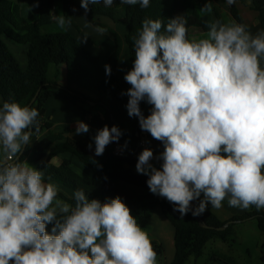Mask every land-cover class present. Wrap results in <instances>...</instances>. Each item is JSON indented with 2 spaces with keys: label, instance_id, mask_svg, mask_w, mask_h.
Listing matches in <instances>:
<instances>
[{
  "label": "clouds",
  "instance_id": "clouds-1",
  "mask_svg": "<svg viewBox=\"0 0 264 264\" xmlns=\"http://www.w3.org/2000/svg\"><path fill=\"white\" fill-rule=\"evenodd\" d=\"M99 3L81 0L80 6L86 16L89 5ZM103 3L111 7L113 0ZM120 3L150 6V0ZM212 10L210 0L199 9ZM49 18L67 31L73 17L50 12ZM186 24L184 16L167 24L145 18L132 38L135 59L124 76L131 87L122 93L127 113L164 148L155 157L162 161L159 168L152 163L153 150L143 149L136 171L148 176L151 193L165 198L181 218L189 212L199 217L209 204L219 210L225 199L230 207L255 206L259 212L264 209V31L253 35L246 24L213 20L206 22L207 38L189 40ZM94 31L107 33L100 26ZM87 38L84 33L79 43ZM104 67L110 76V65ZM142 101L153 106L148 116ZM39 115L15 101L0 107V264H157L147 232L119 196L101 202L78 189L70 204L58 198L59 187L46 183L42 170L19 159L39 131ZM89 131L77 121L75 134ZM121 136L115 125L97 130L95 156ZM193 201H199L195 207ZM53 222L50 234L46 225Z\"/></svg>",
  "mask_w": 264,
  "mask_h": 264
},
{
  "label": "trees",
  "instance_id": "trees-1",
  "mask_svg": "<svg viewBox=\"0 0 264 264\" xmlns=\"http://www.w3.org/2000/svg\"><path fill=\"white\" fill-rule=\"evenodd\" d=\"M30 0H0V107L5 101L18 102L22 106H29L37 93L39 95L32 105L39 111V131L35 132L27 146L21 160L30 161L44 176L75 192L82 189L89 199H106L119 196L129 207L131 214L138 218L139 226L146 227L151 219L152 212L160 208L166 220L175 231V257L171 264H186L191 257L199 259L203 256L206 245L215 240L224 244L234 243L231 238L233 227L256 221L259 231L264 235V211L254 210L242 216L234 217L230 226L224 231L217 229L226 223L219 221L210 213H203L198 220L193 218L191 212L181 218L179 212L173 211V205L165 198L151 193L147 186L148 176L136 174L137 155L142 151L139 143L146 138L147 144L154 155H159L163 144L155 140L150 133L142 131L137 117H129L126 109L128 102L123 85L120 81L119 67L124 50H128L129 71L133 67L134 45L133 37L142 27L145 18L160 19L167 24L168 19L184 16L187 20V38L194 30L207 34L209 18L201 13L193 0H150V6L142 9L139 5L121 4L120 0H113L111 7H105L103 0L99 4L89 5L90 10L85 16L81 8V0H36L38 9L30 17L22 16L21 5ZM61 4V14L72 16V28L83 37L84 33L73 16V9L78 8L94 27L100 26L114 39V51L108 57L106 65L111 67V75L98 77L90 67L98 66L103 57L100 44L91 38L87 43L101 49L99 56H94L86 49L76 37L67 31L44 32V27L53 25L49 13ZM231 15L238 23L245 24L235 4L230 6ZM252 10L259 14L261 31H264V0H253ZM214 11H216L214 9ZM220 19V17L218 16ZM126 29L121 35L112 26ZM221 20V19H220ZM6 40L20 46L28 47L27 65L22 66L14 53L8 47ZM56 67L54 82L49 81V68ZM131 87V86H130ZM54 97H59L73 105H86L94 103L100 109L95 116L98 130L105 125L110 128L118 126L122 132L118 142L110 143L102 156H95L87 145L77 139L71 138L75 130L64 128L52 130L51 122L46 120V103ZM146 101L140 103L145 116L150 114L151 108ZM34 131V130H33ZM43 138L33 142L41 134ZM92 141V137L90 136ZM126 147L125 146V143ZM124 150V156L114 154V148ZM61 155H71L80 164L91 172V179L86 180L76 172L70 161H63L55 166L52 161ZM157 168L162 161L152 162ZM203 195L201 196V198ZM60 198V195L58 196ZM62 198L70 203L73 199ZM199 201H195L198 204ZM200 223L208 226L203 228ZM53 223L46 225L51 234ZM157 258L165 255L164 247L156 241H151ZM211 261H223L232 264L231 259L223 255L212 254ZM264 263V254L261 258Z\"/></svg>",
  "mask_w": 264,
  "mask_h": 264
},
{
  "label": "crops",
  "instance_id": "crops-1",
  "mask_svg": "<svg viewBox=\"0 0 264 264\" xmlns=\"http://www.w3.org/2000/svg\"><path fill=\"white\" fill-rule=\"evenodd\" d=\"M207 2H208V0H194V4L197 6L198 9H200ZM210 2L212 4V9H213L212 12L209 14L203 13L204 15H206L209 18V21L221 19L220 21L222 23H229L232 20H234L232 15H231L230 6L226 3V0H210ZM36 3H37L36 0H30V1L23 3L21 5V8L24 7V9L27 11L28 17L31 16L33 13H35L36 10L38 9V7H34V5ZM252 3H253V0H251V2H249V0H236L235 6L238 9L241 17L243 18L245 24L248 26L251 33L253 35H255L256 33L261 32V21H260L259 14L252 10ZM74 9H76V11H72L74 19L76 16H78V18H80V20L85 18L83 13L78 8H74ZM214 9L216 11H214ZM55 14L56 15L61 14L60 4L57 5V9L55 11ZM218 16L220 17V19L218 18ZM103 21L105 23H107L108 25L112 26L122 36L125 35V33H126L125 28H123L121 26L113 25L111 22H108L105 20H103ZM83 23L84 22H82V24ZM86 23H88V21L85 22V24ZM54 24H56V23L54 22ZM78 26H79V24H78ZM81 30L83 33H87L86 31H83L82 28H81ZM69 31H70V28H69ZM95 33H97V32H95ZM87 34H88L89 38L93 39L94 41H96L100 44V47L103 51V57L99 61L97 67L102 68L106 65V61H107L108 57L114 51V49H113V51H111V53H110V51H108V53L110 55L105 56V46L107 43L109 44L108 46L112 45L114 43V39L108 32L104 35L97 33V35L99 37L91 36L89 33H87ZM107 35H109L112 38L113 43L108 38ZM81 38L82 37L80 35H79V37L76 36V39L78 41H80ZM190 38L195 39V40H199V39L207 38V35L201 31L194 30V31L190 32ZM82 45L86 49H88L90 51V53H92L94 56H99V54L102 52L100 48L95 47V46H93L87 42L83 43ZM26 53L28 55V47H27ZM124 59H126L128 61V50L127 49L124 50V53H123L122 58H121L120 67H119V76H120L121 65H122V63H124L123 62ZM23 62H24V64H23ZM21 65L22 66L27 65V57L25 59L22 58V64ZM124 65H123V68H124ZM262 65H264V62H262ZM126 68H127V66H126ZM55 72H56V67L54 65H51L49 68V76H48L50 82H54ZM120 81H121V76H120ZM121 83H122V81H121ZM129 88H130V85H129L128 89ZM124 91H125V89H124ZM125 93H126V91H125ZM54 101H57L56 102L57 105L54 104ZM54 106L60 107V109H59L60 110V115H59L60 119H58L57 113L54 115H50L54 112V111H50V109L53 108ZM45 107H46V120L51 122V124L53 126L52 130L57 131V130L64 129V128H70L72 130H75L78 120L87 123L89 125V128H90V131L88 133L80 134V135H77L74 133L71 136V138L81 139L82 142H85V140H86L87 146L90 143H92V145L94 147L93 150H91V151L95 150L94 141L93 140L91 141L90 136L93 137L98 130V127H97L96 121H95V113H96L95 111L98 110L100 113L99 108H97L96 110L87 109L85 106L73 105V104H71V103H69V102H67L64 99H61L59 97H54L53 99L51 98L46 103ZM59 110H57L56 112H59ZM44 134H45V132L41 135L36 136L33 139V142L43 138ZM3 160H4L3 153L0 152V162H3ZM67 160L70 161L72 168L76 172H78L81 176H83L86 180L91 179L92 174H91L90 170H87L86 168H81L80 165H82V164H80V162L71 155H61V156L55 158L52 161V164L55 166H59L62 164L63 161H67ZM27 163L29 165L33 166L30 161H27ZM134 172L136 174H138L136 169L134 170ZM140 175H143V174H140ZM44 180L46 183L47 182L54 183L59 187V189H60V192L58 193V196L60 195L59 199H63L62 196H65L69 199H72L73 193H74L73 191H71L70 189H67L66 187L62 186L61 184L57 183L56 181L49 179L45 176H44ZM66 202H68V201H66ZM68 203H70V202H68ZM222 203H223V206L219 210L212 208L211 205L209 204L207 210L204 213H210V214L214 215L219 221H221L223 223H228L234 217L242 216L244 214L252 212L254 210V207H255V206H250L246 210H241L240 208L230 207L228 205L227 199H225V201H223ZM70 204H74V203H70ZM260 211H264V209H262ZM143 229L145 232H146L145 229L149 230V233L147 232V234L150 238V241H156L164 247L165 255L163 256L164 258L163 257L160 258L159 264H171L174 260V257H175V231H174V228L171 226V224L166 220V218L164 217V215H163V213L159 207L156 208L152 212V216H151L149 224L146 226V228H143ZM212 262L214 264H223V261H212Z\"/></svg>",
  "mask_w": 264,
  "mask_h": 264
},
{
  "label": "rangeland",
  "instance_id": "rangeland-1",
  "mask_svg": "<svg viewBox=\"0 0 264 264\" xmlns=\"http://www.w3.org/2000/svg\"><path fill=\"white\" fill-rule=\"evenodd\" d=\"M193 2H194V0H193ZM60 11H61V4H60ZM22 16L25 18H28L27 11L24 9V7H22ZM75 21L77 22V24H79V26L83 29V31H86L91 36L99 37L97 35V33H95L96 31H94V27H92V28H86L85 27V22H87L85 18L80 20V18H78V16H76ZM82 22H84V23L82 24ZM59 31H65V30L59 28V26L57 24H53V25H49V26L44 27V32H59ZM67 32L74 35L75 37L76 36L79 37L78 33L72 27H70V31L68 28ZM107 36L112 41V38L109 35H107ZM6 43H7L8 47L10 48V50L16 56L19 63L22 64V58L25 59L27 57V53H26L27 46H19V45L15 44L9 40H6ZM112 43H113V41H112ZM108 45L109 44L107 43L105 46V56L106 55L109 56L110 54L108 53V51H110V53H111V51H113V49H114V43L110 46H108ZM123 62L124 63H122V65H121L120 76H121L123 88L125 89V91H127L129 84L124 80V76L129 71V68H128V61L126 59H124ZM23 64H24V62H23ZM123 65H124V68H123ZM126 66H127V68H126ZM90 69L98 77H100V78L105 77V67L101 68V67L93 66V67H90ZM56 102L57 101H54V104H56ZM84 106L87 109H91V110L97 109V107H95V105H91V104H90V107L86 106V105H84ZM59 109H60V107L54 106L53 108L50 109V111H54L50 115H54L57 113L58 119H60V116H59L60 110ZM57 110H59V112H56ZM95 112H96L95 116H98L99 111L97 110ZM77 140L80 141L82 144L86 145V140H85V142H82L81 139H77ZM93 148L94 147H92V149H90V150H93ZM80 166H81V168H86L83 165H80ZM87 170H89V169H87ZM132 215L135 217V219L137 220V223L139 225L137 216L135 214H132ZM144 228H146V227H144ZM142 230H144V229L142 228ZM145 230H146V232L149 233V230H147V229H145ZM231 238H232V240H234L233 241L234 243H230L232 247H230V245H228V244L222 243L219 240L211 241L206 245V247L204 249L203 256L201 258L196 259L194 257H191L186 264H214L212 261H210V257L212 256V254H216V253L219 255H223V257H227V258L231 259L232 264H264L261 261V258L264 254V235L259 231L256 221H251V222H248L245 224H239V225L234 226L233 230H232ZM156 259H157V264H159L160 258H156ZM223 264H226V263L223 262Z\"/></svg>",
  "mask_w": 264,
  "mask_h": 264
},
{
  "label": "water",
  "instance_id": "water-1",
  "mask_svg": "<svg viewBox=\"0 0 264 264\" xmlns=\"http://www.w3.org/2000/svg\"><path fill=\"white\" fill-rule=\"evenodd\" d=\"M38 95H39V92L37 93V95L35 96V98L32 100V102H31V104L29 105V107H32V105L35 103V101H36ZM90 104H91V105H95L94 103H90ZM27 146H28V145H25L24 148L22 149L21 153L19 154V159H20V158L22 157V155L24 154V152H25ZM111 148H114V145H112ZM192 204H193V207H195V205H196L195 201H193ZM192 216H193V215H192ZM193 218H195V219L198 220V217H194V216H193ZM230 224H231V222H228V223L225 224L224 227L219 228V229H217V230H218V231H224V230H226V229L230 226ZM200 225H201L203 228H208V226L205 225V224H203V223H200Z\"/></svg>",
  "mask_w": 264,
  "mask_h": 264
},
{
  "label": "built area",
  "instance_id": "built-area-1",
  "mask_svg": "<svg viewBox=\"0 0 264 264\" xmlns=\"http://www.w3.org/2000/svg\"><path fill=\"white\" fill-rule=\"evenodd\" d=\"M139 146H140V148L143 150V149H145V148H149V146H148V144H147V141H146V138H143L142 140H141V142L139 143ZM142 152V151H141ZM140 152V153H141ZM139 153V154H140ZM114 154L116 155V156H119V157H123L124 156V150L122 149V148H120V147H115L114 148ZM157 155H154V159L152 160V162H157L158 160L157 159H155V157H156ZM137 158H138V155H137Z\"/></svg>",
  "mask_w": 264,
  "mask_h": 264
}]
</instances>
